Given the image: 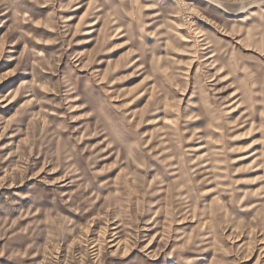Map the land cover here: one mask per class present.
<instances>
[{
    "label": "rangeland",
    "instance_id": "obj_1",
    "mask_svg": "<svg viewBox=\"0 0 264 264\" xmlns=\"http://www.w3.org/2000/svg\"><path fill=\"white\" fill-rule=\"evenodd\" d=\"M0 264H264V0H0Z\"/></svg>",
    "mask_w": 264,
    "mask_h": 264
}]
</instances>
